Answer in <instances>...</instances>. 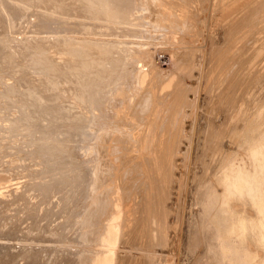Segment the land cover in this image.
<instances>
[{"label": "rangeland", "instance_id": "obj_1", "mask_svg": "<svg viewBox=\"0 0 264 264\" xmlns=\"http://www.w3.org/2000/svg\"><path fill=\"white\" fill-rule=\"evenodd\" d=\"M30 3L34 4L35 9L47 10L42 2ZM145 3L146 8L138 4V10L142 8L141 12H138L143 15L142 20L135 23L140 34L134 39L138 46L134 45L135 48H130L131 66L118 67L116 80L111 86L105 87H111L108 89L111 101L120 102L134 93L138 82L136 73L139 70V77L143 76V90L150 92V96L154 93L151 96L154 97V100L152 99L154 104L151 109L149 108L148 114H144L137 122L130 111L126 118L130 126L126 134L134 139H131L130 143L125 139L122 141L123 144L118 143L114 146L116 149L112 147L109 152V159L112 157L110 162L114 158L115 166L111 164L110 175L105 178L110 187L117 189L115 191L111 188L112 193L110 190L106 195L114 204L118 197L117 190L120 188L119 192L122 191L118 199H122V202L119 201L123 211L120 228L122 224L123 227L117 245L116 264H205L207 241L198 228V208L194 193L200 181L208 173V165L213 159L214 152L218 148L236 150L233 140L235 135L245 128V119H258L264 116V0H146ZM0 4V13H2L0 21L4 20L3 16L6 17L4 20L6 23L0 22V41L4 42L3 47L0 42V47H9L4 48L8 49L7 51L0 49L4 51L0 52V77H4L2 79L5 80L10 77L8 82L11 85H9L17 88L18 84H21L18 82L19 77H22L20 79L25 84H30L23 78L25 73L21 74L19 68L28 66L30 69L27 67L21 69L33 72L32 68L35 70L37 66L36 70L41 71L40 60L44 56L43 58L40 56L48 53V49L45 51L44 48L38 47L44 53L41 51L38 57L36 55L30 58L32 55L25 56L26 53L22 51L20 45L14 47L21 48L22 50L19 48L17 50L22 52L12 48V42L16 44L21 40L19 38L20 40L14 41L16 38L13 40L9 38L16 37L17 34L13 32L19 30L24 38L29 39L33 34L30 31H39L41 27L27 24L26 30L24 29L27 19L22 22L21 20L31 12V9L28 11L29 0H0ZM15 12L17 15L21 13L19 18L16 17ZM7 16L10 19H7ZM13 23L16 24L15 29ZM2 24L6 32L3 31ZM111 38L114 36L112 35ZM11 40L12 42H9ZM5 41L9 44L7 42L5 44ZM4 53L6 55L12 53L9 56H15L5 57ZM33 58L34 62L39 63L34 67H32L34 62H30ZM7 59L12 61L15 67ZM3 60L5 64L2 63ZM14 68L16 77L12 73ZM37 71L33 74L36 75ZM40 73H37L35 80H41L43 72ZM27 84L26 89L23 83L21 84L23 92L33 88L32 86L28 88L30 85ZM37 85L42 86L41 82ZM14 97L15 100L20 98L17 94H14ZM148 100L150 101V98ZM15 114V112L10 113V115ZM40 118L43 119L41 116ZM26 135L11 128L2 129L0 142H7L10 145L21 143L16 138L21 139L23 136L27 137ZM125 142L127 144H124ZM17 149L18 146H13L11 151ZM0 154V173H14L19 170V167H14L19 165H14L19 163L14 157L6 154L7 157L3 158L2 153ZM132 159L134 164L131 163ZM125 165L126 171L122 167ZM36 168L40 167L35 166ZM5 176L7 177H0L2 181L0 188L2 192L6 191L4 197L7 195V188L16 187L17 184L14 182H17L21 187L19 191L22 190L20 195H34L38 199L37 194L32 190L27 191L26 176L19 174ZM14 201L13 207L16 209L9 208L7 211L10 213L14 211V215L21 218L22 228L10 229L13 234L16 233L20 237L7 238L6 244L8 248H14L13 250H25L21 257H29L32 251L40 249L46 254L49 253L50 257L44 255V260L49 259L48 264H76L67 262L69 252L85 249L88 254L89 249L93 251L94 248H102L103 242L97 241L96 236L100 230L98 228L106 223L107 215H103L98 223V220L93 219V215L90 217L89 214L93 222L95 221L97 231L90 229L88 233L80 236L81 239L86 240L79 242L72 239L75 230L70 224L67 212H62L67 204L58 195H55L49 203L46 217L48 222L39 223L38 229L34 231L28 230V227L35 224L33 222L35 220H28L27 204L28 201L37 202L35 197L24 198L27 204L20 203L19 200ZM33 233L36 235L35 238ZM1 248L2 245L0 253ZM95 258V255L91 257L93 264L98 259ZM258 259L264 264V256ZM0 260H3V257ZM18 261L23 262L17 260L18 264H21Z\"/></svg>", "mask_w": 264, "mask_h": 264}, {"label": "bare ground", "instance_id": "obj_2", "mask_svg": "<svg viewBox=\"0 0 264 264\" xmlns=\"http://www.w3.org/2000/svg\"><path fill=\"white\" fill-rule=\"evenodd\" d=\"M32 1L36 3L42 2V5L45 4L47 10L33 8L34 4L30 3ZM32 1L29 0L30 6L28 11L31 9L29 16L23 17L21 22L27 19L24 25L25 30L30 24L34 27L40 26L41 29L39 31L33 30V32L29 30L30 33H33L31 36L28 35L31 40L24 38L25 36L23 37V33H19V30L17 32L12 31L17 35L15 34L16 37L12 36L9 38H12V40L16 38L14 41L21 40L19 42L17 41L18 43L16 42V44L12 42V40L9 42H12V48L15 49L17 45H20L23 50L18 48L26 53V55L24 54L25 56L32 55L30 58L36 55L38 57V55L41 54L42 49L38 47L44 48L43 50L48 49V53L44 55V51H42L43 55L40 56L42 58L44 56V58L40 60V66L43 71L41 70L38 72L36 70L37 66H35V70L38 74L43 72V76L41 77L40 75V81L35 80L37 73L36 75L33 74L36 72L33 68V72H31V70L27 71L21 69L23 66L19 68L21 74L25 73V77L23 78L30 83H26L30 85L28 88L32 86V89L24 92L21 90L23 85L26 89V84L20 79L22 77H19L18 82H21V84L23 83V85L17 83V88L16 86H10L11 84L8 82V79H11L10 77L6 80L2 79L4 77H0V131L2 129L11 128L17 132L26 133L28 137L23 136L21 139L16 138V140H20L19 142L21 143L12 145L7 142H0V153H2L3 158L7 157L6 154H8V156L14 157L19 162L14 163V165H19H13L15 168L19 167V170L17 169L18 171L15 170L16 172L10 173L8 170L4 169L9 174L2 172L3 174L0 173V177H7L5 175L15 176L18 174L19 176H26L28 182L27 191L32 190V192L37 194L38 199L34 195H20L22 190L19 191L21 187L17 182H14V184H17L16 187L12 186L11 188H7L8 192L6 197H4L6 191L4 193L1 190L2 188H0V247L2 245L0 259L3 257V260H0V262L3 264H18L16 261L22 260V263L21 261L18 262L21 264H48L49 259L48 261L46 260L47 258L44 260V255L48 256L49 253L46 254V252L40 251V249L32 251L31 256L23 258L21 255L25 250H13L14 248H8L6 244L7 238L12 236L15 238L20 237L16 233L13 234L10 229L14 228L15 230H20L22 228V226H20L22 220L14 215V211L10 213L7 209H16V207H13L15 203L14 200H19L20 203H23L25 202L24 198L35 197L37 202H30L31 200L28 201L29 204L25 202L28 206V220H35L33 221L35 224L28 227V230L34 231L38 229L39 223L48 222L46 217L49 203L55 195H58L67 204L66 209L62 210V212H67L66 214L68 215L70 224L75 230V232H73V240L85 241L86 239H81L80 236L88 233L90 229L91 231L92 229L95 230V221L93 222V219H97L99 223L102 216L107 215V219L105 220L106 223L103 225L101 223L102 226L98 228V230H100L96 236L97 241L103 242L101 249H104V251H100V247L94 248L93 251L88 248L90 253L87 254L85 249H81L80 251L77 249L74 252H69L70 254H68L67 262L93 264L94 262L91 257L95 255L96 258H98L97 261L94 260L96 261L95 264H116L117 245L120 241V230H122L121 228L123 227L121 223L122 226L120 228L123 211H121L122 206L119 201L122 202V199H118L122 191L119 192L120 188L117 190L116 195L118 197H116L115 202L111 197L114 204L109 201V197L106 195L112 187L107 184L108 180L105 177L110 175L111 164L115 166V163H113L114 158L113 161L111 160L112 163L110 162L112 157L109 159V152H111L110 149L112 147L114 148L115 145L125 141V139L129 140V143L131 139H134L126 134V131L130 127L128 123L129 120H126V118H128L130 111L133 113V118L136 117L135 120H137V122L144 114H148L151 106H153L152 104H154L152 103L154 97H151L154 93L150 96V92L147 93L144 91L145 89L143 90V76L139 77V70H137L136 73L138 82L137 86L134 88V93L129 97L126 96L122 101L113 103L110 99L108 90L111 89V87H105L107 85L111 86L112 82L116 80V70L118 67L128 68L129 65L131 66L129 60V55L131 54L130 48L136 47L134 45H137V43L134 39L140 34L138 33L139 29L135 27V23L136 21H141L143 15L138 12H141L142 9L138 10V4L144 7L146 0ZM24 3L23 5H25ZM2 8L5 9V7ZM9 13L11 14V12ZM10 14H8V16H11ZM16 15L14 14V16ZM1 16L2 13H0V17ZM3 19L5 20L6 17L3 16ZM7 19L10 18L8 17ZM6 21L10 23V21ZM14 25L16 24L13 23V26ZM1 26L3 27V24ZM12 27H10L11 30ZM13 28L15 29V26ZM5 29L3 31L6 32ZM112 35L114 38H111ZM6 38L9 39L8 37ZM6 42L8 43V41H5V44ZM2 43L4 42H1V44ZM15 45L16 47H14ZM3 46L2 44V47ZM4 48L9 47L7 46ZM4 48L0 47L2 50ZM144 48L146 47H143V49ZM20 50H17V52H22ZM0 52L4 51L0 50ZM9 55L4 53L5 57ZM14 56L11 55L9 57ZM7 61L14 65L12 61L10 62L8 59ZM34 61L33 58L30 62ZM30 62L29 64L31 65ZM2 63H4V60ZM36 63L39 64L36 61L32 63V67H34ZM25 67L29 68L28 66ZM2 68L4 69V67ZM48 68L53 69L49 70ZM37 69L39 70V68ZM17 71L19 70H16V72ZM12 73H14L15 77L17 76L15 68ZM11 76L14 77L13 75ZM39 82L42 84L41 87L37 85ZM146 87L147 86H145V88ZM33 89H35V91ZM147 89H150V85ZM14 94L20 96L19 100H15L16 96L14 97ZM149 98L150 101L148 100ZM132 100H134L133 102L135 103H133ZM12 112L16 114L10 115ZM40 116L43 117V119L40 118ZM32 141H34V143H29ZM124 144L127 143L125 142ZM13 146H18V149L11 151ZM114 149H116V147ZM26 161L28 164H26ZM133 162L134 160L131 163ZM131 163L129 164L132 165ZM7 164L12 165L13 163ZM126 165L125 167L122 166L125 168V171ZM35 166H39L40 168L35 169ZM114 189L116 191L117 188ZM114 189L112 188V190ZM9 193L11 194L9 195ZM9 199L11 202H9ZM95 212L96 214H94ZM89 214L90 217L93 215V219L89 217ZM96 231L97 230H95V232ZM35 237L36 235L33 233V238ZM80 245L81 244H79V246ZM99 251L100 253H98Z\"/></svg>", "mask_w": 264, "mask_h": 264}, {"label": "clouds", "instance_id": "obj_3", "mask_svg": "<svg viewBox=\"0 0 264 264\" xmlns=\"http://www.w3.org/2000/svg\"><path fill=\"white\" fill-rule=\"evenodd\" d=\"M244 122L236 150L214 152L194 193L205 264H261L264 256V116Z\"/></svg>", "mask_w": 264, "mask_h": 264}]
</instances>
